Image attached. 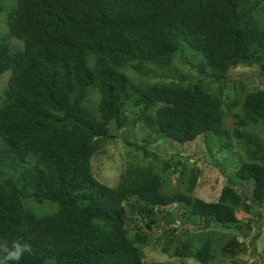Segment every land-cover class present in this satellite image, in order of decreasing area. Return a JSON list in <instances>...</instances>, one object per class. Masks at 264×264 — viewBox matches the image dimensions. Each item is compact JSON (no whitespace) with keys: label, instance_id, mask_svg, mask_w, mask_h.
Wrapping results in <instances>:
<instances>
[{"label":"trees","instance_id":"obj_1","mask_svg":"<svg viewBox=\"0 0 264 264\" xmlns=\"http://www.w3.org/2000/svg\"><path fill=\"white\" fill-rule=\"evenodd\" d=\"M5 24L0 258L20 242L31 251L19 264H169L145 261L152 245L175 264H239L245 240L253 244L262 228L251 234L264 204V141L254 131L264 125V88L242 87L227 105L223 79L238 66L264 76V0H16ZM184 46L200 60L181 59L221 81L218 88L182 74L151 81V69L171 68ZM138 125L143 143H125L151 160L126 162L117 184H104L93 157L113 131ZM208 135L218 153L235 149L233 138L244 152L238 182L224 184L214 201L195 196V164L147 148ZM171 176L184 192L171 190Z\"/></svg>","mask_w":264,"mask_h":264},{"label":"rangeland","instance_id":"obj_2","mask_svg":"<svg viewBox=\"0 0 264 264\" xmlns=\"http://www.w3.org/2000/svg\"><path fill=\"white\" fill-rule=\"evenodd\" d=\"M3 4L5 10L0 13V36L7 30L5 24L6 10L15 6L16 0H4ZM184 48L181 54L175 56L171 68L151 69V81L158 80L160 78L159 74H163V76L166 75L167 78H174L176 75L182 74L192 79L202 78L204 81L208 82L212 89L218 88L221 81L217 82L210 76H200L195 68H192L189 63L181 59L187 58L191 64H195L200 60V56L197 55L194 57L195 54L190 52V49L185 46ZM206 70L208 73H212L210 69ZM128 71L131 75L136 74L132 69L128 68ZM9 74L10 73L6 72L0 78V92L3 89V82H5V79H8ZM162 79V81H166L165 78ZM223 82L225 84L224 96L227 105H230V103L238 97V92H240L239 89L242 87L245 90L256 87L264 88V76H261L257 67L248 68L245 66H238L226 74ZM94 97L95 99L97 98L96 94ZM231 112H241V104L232 107ZM234 124V118L232 116L226 118L225 125L230 131L233 130ZM254 131H256L261 140L264 141V125L256 127ZM145 133L146 132L142 130L139 125L134 129L126 128L122 131L112 132L111 137L107 138L106 142L102 144L104 146V151L99 152L98 155L93 157V170L101 182L113 187L117 184L119 174L121 170H124L127 163H147L151 160V157H145L141 151H136L134 147L128 146L125 143V140H128L132 143L142 144V137L146 135ZM208 136L210 140L201 136L186 144H179L169 139H157L154 143L147 146V148L150 152H154L161 157L168 158L171 155H176L180 156L185 163L195 164L201 171L198 185L194 192L195 196L201 197L207 201H214L218 198L224 184L229 182L235 184L238 182V179L234 176V169L235 166L242 161L244 152L237 139L233 138V147L235 149L224 150L218 153L214 150V147H210L215 145L218 141H213L212 135ZM170 179L171 184H173L171 190L184 192L185 186L182 185V183H175L177 180L176 177L171 176ZM239 187L246 188V185H244V187L239 185ZM39 207L38 213H47L43 212V207ZM256 209L261 211L262 218L259 219L257 224H253L254 226L251 234H256L258 232V226L261 225V235L253 244H251L250 239L245 240L249 245V250L246 255H240V257L236 258V260L240 262L239 264H264V204L261 207L257 206ZM176 225H181V223L176 221ZM185 225L188 226L189 224L186 223ZM160 232L161 230L158 229L155 235L160 234ZM196 232L197 230L194 231V233ZM239 239L242 238L240 237ZM143 251L145 254V261L147 262L159 261L169 264L179 263L176 259L163 252L159 247L154 248L152 245H148L144 247ZM185 262L187 264H196V261L193 259H186ZM214 264L238 263H233L225 258H217Z\"/></svg>","mask_w":264,"mask_h":264},{"label":"clouds","instance_id":"obj_3","mask_svg":"<svg viewBox=\"0 0 264 264\" xmlns=\"http://www.w3.org/2000/svg\"><path fill=\"white\" fill-rule=\"evenodd\" d=\"M5 251L7 254L0 258V264H19L23 254L31 251V246L28 243L14 242L11 249L5 246Z\"/></svg>","mask_w":264,"mask_h":264}]
</instances>
